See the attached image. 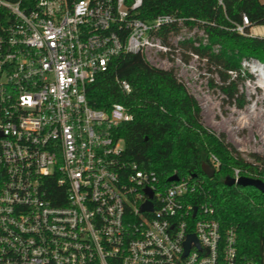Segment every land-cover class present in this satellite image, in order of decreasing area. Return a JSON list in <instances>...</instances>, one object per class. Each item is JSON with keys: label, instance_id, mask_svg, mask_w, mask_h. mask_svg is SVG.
<instances>
[{"label": "built area", "instance_id": "1", "mask_svg": "<svg viewBox=\"0 0 264 264\" xmlns=\"http://www.w3.org/2000/svg\"><path fill=\"white\" fill-rule=\"evenodd\" d=\"M142 6L0 0V264H257L240 256L236 229L213 217L198 181L162 180L124 159L114 129L133 115L123 104L89 103L87 86L114 58L171 52L160 33L185 18L144 20ZM240 17L234 31L264 38V23ZM209 164L217 171L218 157Z\"/></svg>", "mask_w": 264, "mask_h": 264}, {"label": "trees", "instance_id": "2", "mask_svg": "<svg viewBox=\"0 0 264 264\" xmlns=\"http://www.w3.org/2000/svg\"><path fill=\"white\" fill-rule=\"evenodd\" d=\"M261 1L225 0V7H221L218 0H143L138 16L152 20L173 13L185 18L184 24L161 31L162 42L173 49L171 52L182 46L207 59L219 74L220 88L242 107L237 86L248 76L242 74L241 61L256 59L264 64V38L237 33L231 20H239L244 12L252 22L264 23ZM194 27L205 33V38L196 36L174 44L183 28ZM117 78L129 82L131 90H123ZM87 97L96 109L108 111L120 103L133 115L131 121L114 129L115 137L124 141V159L156 171L162 180L177 174L198 181L197 195L214 205L213 217L224 229H236L240 256L264 264V193L253 186H228L224 182L234 168H240L244 176L264 180V165L238 159L224 136L203 123L198 100L173 67H157L141 53L120 55L87 86ZM212 153L221 162L215 176L209 178L202 164L210 163Z\"/></svg>", "mask_w": 264, "mask_h": 264}, {"label": "rangeland", "instance_id": "3", "mask_svg": "<svg viewBox=\"0 0 264 264\" xmlns=\"http://www.w3.org/2000/svg\"><path fill=\"white\" fill-rule=\"evenodd\" d=\"M196 36L205 38V33L197 27L191 30L183 28L181 36L175 37L173 42L179 45L180 41ZM148 59L157 67L175 69L179 80L198 100L203 123L217 135L224 136L225 144L238 159L256 166L264 165L263 63L256 59L241 61L242 74L248 77L237 86L242 105L239 107L238 102L231 101L220 88L216 68L189 49L181 46L167 55L153 52L148 54ZM231 75L235 77L232 72ZM233 167L239 165L234 164Z\"/></svg>", "mask_w": 264, "mask_h": 264}, {"label": "water", "instance_id": "4", "mask_svg": "<svg viewBox=\"0 0 264 264\" xmlns=\"http://www.w3.org/2000/svg\"><path fill=\"white\" fill-rule=\"evenodd\" d=\"M202 170L204 171V174L206 176H208L209 178H212L215 176L216 174V169L214 167H212L209 163L205 162L202 164ZM195 176V175H194ZM179 176L177 174H173L169 177L170 181H174V180H178ZM225 184L228 186H232V185H241V186H253L256 189L260 190L262 193H264V180L260 179V178H254V177H249V176H240L237 180L232 177V176H227L224 180ZM149 193V195H152V190H148L147 191ZM153 205L151 204L150 201L146 202V204H144L142 206V210H146V209H152ZM198 239H196V237L194 235H189L188 240L186 241V249L187 252L190 249V246L192 244V242H195L196 244H198Z\"/></svg>", "mask_w": 264, "mask_h": 264}, {"label": "bare ground", "instance_id": "5", "mask_svg": "<svg viewBox=\"0 0 264 264\" xmlns=\"http://www.w3.org/2000/svg\"><path fill=\"white\" fill-rule=\"evenodd\" d=\"M262 68H264V67H262ZM263 72H264V69H263Z\"/></svg>", "mask_w": 264, "mask_h": 264}]
</instances>
